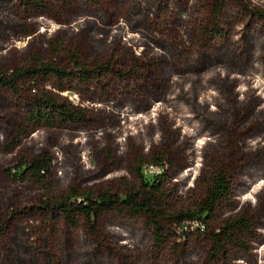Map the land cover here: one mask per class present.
Wrapping results in <instances>:
<instances>
[{
  "label": "rangeland",
  "instance_id": "374dc122",
  "mask_svg": "<svg viewBox=\"0 0 264 264\" xmlns=\"http://www.w3.org/2000/svg\"><path fill=\"white\" fill-rule=\"evenodd\" d=\"M244 3L0 0V71L111 66L65 91L51 76L20 83L19 94L0 86V264H264V85L240 82L264 79V0ZM42 91L84 119L29 123L21 135ZM234 148L237 164L227 160ZM41 154L50 173L19 178L16 165ZM162 154L164 166L154 164ZM218 167L233 183L226 200L207 222L175 225L159 247L140 217L103 212L95 236L83 218L74 225L44 207L71 189L124 195L161 177L168 210L195 211ZM228 224L235 230L215 255L212 237Z\"/></svg>",
  "mask_w": 264,
  "mask_h": 264
},
{
  "label": "trees",
  "instance_id": "16d2710c",
  "mask_svg": "<svg viewBox=\"0 0 264 264\" xmlns=\"http://www.w3.org/2000/svg\"><path fill=\"white\" fill-rule=\"evenodd\" d=\"M241 6H245L244 0H234ZM264 16L262 13H260ZM79 62H75L78 64ZM80 73L77 76V71L60 68L54 63L41 62L40 66L30 67H15L7 71H0V86H4L15 94L20 93V87L24 82L31 83V86L39 87L47 77H56L55 87L60 91H65L67 88L66 82L79 80L80 76L86 78L99 79L104 72L111 70L110 65H95L89 69L82 66ZM259 80L261 83L258 84ZM243 85L253 86L257 90H261V84L264 85V79L255 80L240 78ZM22 83V84H20ZM250 89V88H249ZM261 93H264L261 90ZM259 95V101L262 99ZM204 103L207 100L204 99ZM184 112V110H177ZM184 115V113H182ZM85 117L82 109L78 106L61 102L57 95L51 92H38L33 97V106L30 114L26 117V123L21 127L20 134H26L28 124L35 123L36 125L54 126L57 122L68 123L78 122ZM246 145H250L247 141ZM164 155L154 157L152 162L157 165L164 166ZM17 169L25 167V170L19 174V178L25 180L28 178L39 181L44 176L48 175L52 168L51 159L47 154H41L34 157L31 161H22L16 165ZM138 168H141L139 166ZM142 177V176H141ZM162 178L157 177L153 182L146 181L142 177L141 188L138 190L130 189L124 195L110 193L108 191L97 194L91 192H81L76 189H71L69 193L55 202L48 199L44 203L45 209L49 214L56 219L64 218L71 224H77L80 218H83L89 227L92 228L91 234L97 235L95 231L96 221L100 214L107 211L116 210L125 213L130 217H140L149 227L156 245L161 246L175 231V225L183 226L186 220H201L207 222L211 219L217 207L223 203L232 190V180L226 167H218L207 179V191L204 197L197 203L195 211H179L170 212L164 201L165 193L162 190ZM263 179V178H262ZM78 199H81L80 201ZM226 229L228 231H226ZM235 230L233 224H228L224 233L214 234L212 237V250L215 255L224 254V245L229 242L232 232ZM261 257L264 258V252H261ZM264 263V259L261 260Z\"/></svg>",
  "mask_w": 264,
  "mask_h": 264
},
{
  "label": "flooded vegetation",
  "instance_id": "af4514ba",
  "mask_svg": "<svg viewBox=\"0 0 264 264\" xmlns=\"http://www.w3.org/2000/svg\"><path fill=\"white\" fill-rule=\"evenodd\" d=\"M241 122V124H243L244 123V120H241L240 121ZM242 126V125H241ZM236 128H237V126H235ZM235 132L236 131H234L233 132V134H235ZM232 134V135H233ZM236 137V136H235ZM234 137V138H235ZM241 159H243V155H242V152L239 150V149H236V148H234V149H232V151L230 152V155H229V158L227 159V160H229L228 162H230V163H234V164H237L238 163V161H240Z\"/></svg>",
  "mask_w": 264,
  "mask_h": 264
}]
</instances>
